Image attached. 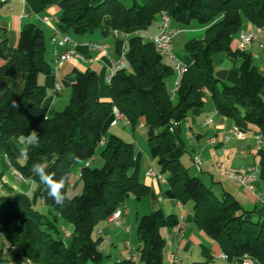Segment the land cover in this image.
I'll return each instance as SVG.
<instances>
[{
	"label": "trees",
	"instance_id": "1",
	"mask_svg": "<svg viewBox=\"0 0 264 264\" xmlns=\"http://www.w3.org/2000/svg\"><path fill=\"white\" fill-rule=\"evenodd\" d=\"M32 11L42 14L50 5L60 8L59 21L66 32L102 37L148 26L159 13L167 14L172 24L187 26L196 20L205 26L202 39H188L184 48L190 62L170 91L167 80L176 75L151 40L132 34L126 40L115 37V55L125 48L126 64L112 74L110 100L98 95V75L90 69L73 68L71 95L67 104L51 116L42 106L45 88L37 77L50 73L43 30L26 23L19 31L17 45L8 44V34L0 27V144L9 163L22 175L31 171L40 156L52 155L47 171L56 177L67 176L63 189L65 201L57 205L43 184L40 198L49 207L52 219L34 221L25 216L14 198L0 194V223L6 239L14 245L10 264H22L29 257L33 264H97L102 260L101 237L94 236L98 224L107 219L127 194L145 195L148 187L132 174L134 145L110 134L104 139L103 126L113 109L135 128L142 124L154 132L148 136L151 146L160 148L159 174L166 178L175 200L192 203L193 217L199 227L220 247L228 259L248 256L264 264V214L256 219L246 216L239 202L228 191L215 193L199 176L189 174L179 159L169 154L180 141L179 123L192 108L213 101L216 112L229 117L243 132L264 134V72L254 64L252 55L231 49V42L246 19L264 26V0H133L126 6L121 0H25ZM224 52L239 60L238 78L227 84L223 74L213 67V56ZM35 130L39 143L25 146V162L20 164L11 139ZM176 130V131H175ZM102 139L104 142L101 143ZM102 144L101 167L83 165L94 157ZM24 149V150H25ZM259 176L264 180V148L258 151ZM79 166L80 194L69 197V183ZM59 218L72 225L65 242L56 227ZM179 223L175 214L161 209L139 217V264H166L165 239L161 228ZM3 253L0 250V257ZM212 257L190 264H209ZM123 259L113 264H134Z\"/></svg>",
	"mask_w": 264,
	"mask_h": 264
},
{
	"label": "crops",
	"instance_id": "2",
	"mask_svg": "<svg viewBox=\"0 0 264 264\" xmlns=\"http://www.w3.org/2000/svg\"><path fill=\"white\" fill-rule=\"evenodd\" d=\"M99 1L101 0H92V3ZM59 15L60 8L55 4L47 7L44 13L36 14L25 0H0V27L6 30L8 44L11 47L17 45L19 31L26 23H33L39 26L44 32V37L47 36L49 39L50 46L45 56L49 61L51 71L50 73L39 74L37 77L38 82L45 88L42 106L49 116L55 111L61 110L67 104L71 95L70 87L74 79L72 73L74 67L79 69L90 68L96 71L98 75V95L101 100L109 101L110 85L107 81L109 65L110 61L118 56L115 55L114 48L110 43L100 41L101 39L104 40V37L101 36L99 31L98 34H95V32L91 34H72L66 32L59 21ZM43 16H48L49 20L44 21L42 19ZM156 18L158 21H155ZM161 24L162 17L161 13H159L148 26L119 32L117 36L126 40L132 34H139L143 37H148V40H150L151 37L158 34ZM172 26L180 29V32L184 30L187 38L192 37L190 39H202L205 35V26L203 25L199 27L193 26L190 29L175 24H172ZM248 31L256 32L255 25L244 19L241 28L231 42L232 50L238 49L237 43L240 34ZM63 35H67L71 41L63 46L52 42L53 37L60 40ZM97 35L99 38H97ZM112 35L116 37V35ZM257 37L264 42V34H257ZM86 42L105 43L108 46L107 52L109 58L100 50L88 48L85 45ZM71 48L82 53L88 60L81 63L55 62V53ZM245 51L252 55L254 64L263 68L264 72V51L259 47L258 41L254 40ZM216 54L219 55H217V66L213 59L214 70L223 74L225 83L234 84L238 78L237 66L239 65V60L235 61L227 57L224 52ZM189 62L190 58L184 56L182 64L187 65ZM175 80L176 75L173 77V86ZM114 120L116 123L112 125L111 123ZM118 120L129 125L124 118H115L113 113L103 126V135L107 128L115 126ZM208 120L211 121L205 123ZM183 121L185 122L184 128H186L189 134V148L183 149L184 144L182 142L169 154V157L179 159L189 173L191 169L193 171L192 175L199 176L215 193L219 194L223 190L230 192L242 206L243 210L246 211L248 218L256 219L261 214H264V180L260 178L259 174L255 180L250 181L253 184V190L234 182L229 176L232 172L243 173L247 168L255 165L259 167V156L253 148L255 132L252 130L244 132L243 139L235 137L233 133V126L235 125L233 120L218 114L211 99H207L201 108H192L187 118ZM183 121L179 123L180 134L182 132L181 123ZM144 127L142 124L138 125L139 130H142ZM134 129L131 127L132 132H134ZM153 132L151 128H148L147 141L148 136ZM107 137L104 136V139L106 140ZM210 138L215 139L214 144L208 143V139ZM226 138L227 140H225ZM26 144V137L21 139L18 136L11 139L12 149L20 164H24L25 162V157L22 154ZM134 144L139 147L138 141ZM145 151V149L144 151L140 149L135 152L134 149L135 164L131 172L148 187V192L140 196L132 193L126 195L121 206L122 215L118 223L104 220L98 224L95 231L97 236L101 237L99 250L102 257V245L110 242L111 239H116L119 234H124V236L130 234L133 225L137 228L138 219L141 215L161 209L165 214L173 213L179 219L176 227H164L160 229L167 248H169L166 252L167 259H170L172 255V260L175 258L176 264H190L192 261L203 259L204 252H206L212 257L209 264H241L240 259L221 257L222 251L217 242L210 238L195 221L190 201L180 202L175 200L166 178L159 174L158 168L154 167V161H157L160 148L149 145L147 151ZM194 157L201 159L200 169L194 165ZM187 158H190L189 166L184 164ZM8 161L4 149L0 144V194L14 198L21 207L23 214L34 221L47 218L52 219L49 207L40 198V190L43 183L39 181V177L35 176L32 171H29L27 175H23V179L19 178L16 174L18 172L17 169ZM52 161L53 156L46 155L40 156L35 163L46 165L45 170L47 171ZM92 161H94V157ZM78 169L79 166H76L74 171L76 172ZM150 169L155 170V173L148 174ZM12 177L17 180V183L13 181ZM75 187L76 182L71 188ZM60 220L63 219L59 218L56 227L58 231L61 229L65 232L68 229L64 225H61ZM128 241L126 237L123 238V245L129 252L130 249L127 247ZM131 252L132 250L129 253L131 254ZM8 253H10L9 257L7 256ZM10 258L11 252H3L0 257V264H10ZM103 259L97 264H113L124 258L117 256L111 261H103ZM129 259L135 260L136 256L132 255ZM168 264H172V262H168ZM252 264L257 263L254 261Z\"/></svg>",
	"mask_w": 264,
	"mask_h": 264
},
{
	"label": "built area",
	"instance_id": "3",
	"mask_svg": "<svg viewBox=\"0 0 264 264\" xmlns=\"http://www.w3.org/2000/svg\"><path fill=\"white\" fill-rule=\"evenodd\" d=\"M162 17V24L160 27V30L158 34L151 37L150 40L154 43V45L157 47V49L160 51V53L163 55V57L172 59L174 61V68L175 73L177 75V78L174 82V87L178 84V77L184 72V65L176 59V57L173 55L171 51V40L172 38L180 33V29L175 28L172 26V22L170 17L165 14L161 13ZM42 19L44 21H48V16H43ZM255 31H248V32H242L239 37V41L237 43V48L239 50H245L254 40L258 41L259 47L264 51V42H262L260 39H258L257 34H264V26H255ZM114 35H118V32H114ZM70 38L67 35L61 36L60 40L55 39V37L52 38V42L55 44H58L59 46H63L64 44L70 42ZM85 45L88 48L96 49L104 52L105 56L109 58L108 54V46L105 43H98V42H86ZM54 60L56 63L60 62H73V63H81L86 62L88 58H86L82 53L76 51L74 48L67 49L63 52H57L55 53ZM126 64L125 59V48L123 47L120 51V54L117 56V58L110 61L109 65V74L107 76V81L109 82L112 74L114 71L122 67ZM260 71H263V68L258 67ZM113 113L115 115V118L123 119L124 117L117 111V109H113ZM125 119V118H124ZM126 120V119H125ZM127 121V120H126ZM211 120L206 121L205 123H208ZM116 121H112V125H114ZM233 133L235 137L239 139L244 138V132L240 130L236 125L233 126ZM227 140V138L225 139ZM104 142V139H102L101 143ZM209 144H214L215 139L210 138L208 139ZM264 148V134L263 133H255L254 134V150L258 153L259 150ZM23 157H25L24 151L22 154ZM93 160V157L88 158L83 165L88 166ZM9 162V161H8ZM202 161L199 157H194V165L200 169ZM155 173V170L150 169L148 171V174ZM17 176L21 179L24 178V176L18 171ZM259 174V167L258 166H252L246 169L243 173H234L230 176V178L241 185H244L248 187L249 189L253 190V184L250 182L252 180H255L257 178V175ZM81 175L80 168L74 173L70 183L69 187H72L75 183V180L78 179ZM122 215V209L117 208L109 217H107L106 221L112 222V223H118L119 219ZM70 234L69 230H65V235L68 236ZM0 242H1V249L3 252H12L15 247L12 245L5 237L4 230L2 228V225L0 223ZM222 258H227L226 254H221ZM133 260V259H132ZM253 261L248 256H245L241 262V264H252ZM172 264H176V259L174 258L172 260Z\"/></svg>",
	"mask_w": 264,
	"mask_h": 264
},
{
	"label": "rangeland",
	"instance_id": "4",
	"mask_svg": "<svg viewBox=\"0 0 264 264\" xmlns=\"http://www.w3.org/2000/svg\"><path fill=\"white\" fill-rule=\"evenodd\" d=\"M121 1L126 6H131L133 4V0H121ZM136 1L138 2L139 0H136ZM155 21H158L157 18L155 19ZM200 25L201 24L198 23L196 20H191L189 25H187V26L179 25V26L186 28V29H188V28L190 29L193 26L199 27ZM94 32H95V34L96 33L98 34V30H95ZM97 38H99L98 35H97ZM190 38H192V37H189V38L186 37V32L183 30L182 32L176 34L171 40V51H172L173 55L176 57V59L179 60L181 63H182V59L184 58V56L189 57L188 53L186 52V50L184 48V44ZM144 39L148 40V37L144 36ZM100 41L110 43L113 46L114 41H115V37L112 34H110V35L104 37V40L101 39ZM45 46H46V50H47L46 53H47L49 50V46H50L49 39L47 36H45ZM217 55H219V54H215L214 58H213L214 62L216 63V66L218 63L217 62ZM164 60L167 63L174 65V61L172 59L165 58ZM214 62H213V65H214ZM173 77L174 76L169 77L167 80L168 87L170 88L171 92H172V89L174 87L172 85ZM176 78H177V75H176ZM184 127H185V122L183 121L181 123V131L182 132L180 134V141L183 142V144H184L183 149H187V148H189V139H188L189 134H188L186 128H184ZM176 132L178 133V131H176ZM110 134L117 135V136L121 137L122 139H124L125 141L132 142L134 145L135 152H136V150H140V149L143 151L145 149L147 151V149L149 147V144L147 141V134H148V128L147 127H144L142 130L141 129L139 130L138 125H137L134 129V132H132L130 125L124 124L122 121L118 120V122L115 126H109V128H107V130L104 132L105 137L109 136ZM20 137H21V139L25 138L24 136H20ZM137 141L139 142V147L136 144H134ZM101 148H102V144H100L96 150V153L94 155V161H92L90 163L91 167H101L102 159H101L100 154H99ZM253 148H254V144H253ZM189 162H190V158H187L186 163L184 162V164L186 166H189L190 165ZM154 167L156 169L158 168V171H159L160 166L158 165L156 160L154 161ZM6 172H8V171H6ZM192 173H193V171L190 169L189 174H192ZM234 173L235 172H232L229 176L233 175ZM12 179L14 182L17 183V180L14 177H12ZM75 182H76V187L75 188L69 187V189H68L67 194L69 197L81 193L82 183H81L80 179L79 178L76 179ZM42 212H44V211H42ZM60 223H61V225H64L68 230H70V231L72 230L71 225L68 224L65 220H60ZM93 235L94 236L97 235L96 231H94ZM55 236H59L65 242L69 241V238L65 235L64 230L62 231L61 229H59V232ZM124 237H126L129 240L128 241L129 244L127 245V247L130 249V251L132 250L131 254L129 253L130 251L128 252L127 249L125 248V246L123 245V238ZM102 247H103L102 253H103V258H104L103 261H106V260L111 261V260H113L114 257H117V256L118 257L122 256L124 259H129L132 255H135L136 261L134 264H139V252H138L139 251V241L137 238L136 227L134 225H133V228H132V231L130 234H128L126 236H124V234H119V235H117L116 239H111L110 242L105 243L104 245H102ZM168 250H169V248H167L166 241H165V245L163 248V258H164V261L166 264H168V262H170V263L172 262V255H171L170 259L166 258V252ZM7 256L9 257L10 253H8ZM88 263H91V262H88Z\"/></svg>",
	"mask_w": 264,
	"mask_h": 264
},
{
	"label": "clouds",
	"instance_id": "5",
	"mask_svg": "<svg viewBox=\"0 0 264 264\" xmlns=\"http://www.w3.org/2000/svg\"><path fill=\"white\" fill-rule=\"evenodd\" d=\"M27 145L34 146L39 143V135L35 130L28 132L26 135ZM26 152V149L24 150ZM46 165L42 163H35L32 166V173L39 177V181L46 186L48 196L60 206H63L65 201V195L63 189L66 185L67 176L56 177L55 172L46 171ZM22 264H33L29 257H26Z\"/></svg>",
	"mask_w": 264,
	"mask_h": 264
},
{
	"label": "water",
	"instance_id": "6",
	"mask_svg": "<svg viewBox=\"0 0 264 264\" xmlns=\"http://www.w3.org/2000/svg\"><path fill=\"white\" fill-rule=\"evenodd\" d=\"M178 133H180V132L178 131Z\"/></svg>",
	"mask_w": 264,
	"mask_h": 264
}]
</instances>
